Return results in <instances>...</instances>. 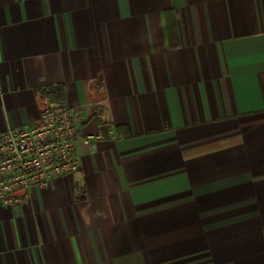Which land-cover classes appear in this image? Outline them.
<instances>
[{
	"label": "crops",
	"instance_id": "crops-1",
	"mask_svg": "<svg viewBox=\"0 0 264 264\" xmlns=\"http://www.w3.org/2000/svg\"><path fill=\"white\" fill-rule=\"evenodd\" d=\"M49 102L96 148L0 264H264V0H0V132Z\"/></svg>",
	"mask_w": 264,
	"mask_h": 264
},
{
	"label": "built area",
	"instance_id": "built-area-1",
	"mask_svg": "<svg viewBox=\"0 0 264 264\" xmlns=\"http://www.w3.org/2000/svg\"><path fill=\"white\" fill-rule=\"evenodd\" d=\"M80 121L78 108L49 102L37 121L0 132V205L22 204L34 187L80 168L77 142L96 148L82 136Z\"/></svg>",
	"mask_w": 264,
	"mask_h": 264
},
{
	"label": "trees",
	"instance_id": "trees-1",
	"mask_svg": "<svg viewBox=\"0 0 264 264\" xmlns=\"http://www.w3.org/2000/svg\"><path fill=\"white\" fill-rule=\"evenodd\" d=\"M60 86L57 87H48V88H43L40 90L41 95H48V94H52L51 90H57V92L59 93L58 90H60Z\"/></svg>",
	"mask_w": 264,
	"mask_h": 264
}]
</instances>
